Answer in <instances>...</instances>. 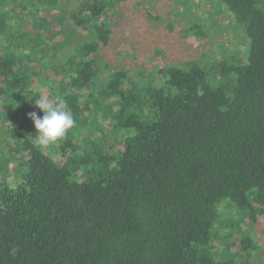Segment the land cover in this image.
Returning <instances> with one entry per match:
<instances>
[{
	"label": "trees",
	"instance_id": "trees-1",
	"mask_svg": "<svg viewBox=\"0 0 264 264\" xmlns=\"http://www.w3.org/2000/svg\"><path fill=\"white\" fill-rule=\"evenodd\" d=\"M26 1L0 0V264H258L264 0H219L244 57L103 83L107 18L128 0H83L70 17L64 0ZM68 18L89 37L54 63ZM57 95L75 125L40 151L29 113ZM106 131L124 136L107 147Z\"/></svg>",
	"mask_w": 264,
	"mask_h": 264
},
{
	"label": "rangeland",
	"instance_id": "rangeland-1",
	"mask_svg": "<svg viewBox=\"0 0 264 264\" xmlns=\"http://www.w3.org/2000/svg\"><path fill=\"white\" fill-rule=\"evenodd\" d=\"M82 1L64 0L62 8L70 17L74 7ZM25 3H29V0ZM33 7L34 4H30L27 8L31 10ZM28 16L33 17L35 14L30 13ZM107 19L111 39L97 54L101 70L97 78L99 83L105 82L115 70L127 71L130 76L137 78L138 73L147 75L159 68L181 66L187 61L212 62L232 55L242 58L246 53L245 36L219 0L120 1ZM65 22L64 31L58 25L52 27L54 32L61 31L59 37L50 39L52 43L64 42L61 50L50 54L54 63L63 61L80 41L89 37L87 32L74 27L69 18ZM31 28L30 25L29 31L35 33ZM118 136H124V133L106 131L104 142L107 147H111ZM220 209L224 213L231 211L224 203ZM253 232L258 245L254 260L262 264L264 215L258 219Z\"/></svg>",
	"mask_w": 264,
	"mask_h": 264
},
{
	"label": "clouds",
	"instance_id": "clouds-1",
	"mask_svg": "<svg viewBox=\"0 0 264 264\" xmlns=\"http://www.w3.org/2000/svg\"><path fill=\"white\" fill-rule=\"evenodd\" d=\"M34 104L43 115L38 117L35 112L29 113L35 129L32 142L38 150L45 151L62 140L74 127L75 121L67 110L66 100L59 95L52 98L40 96Z\"/></svg>",
	"mask_w": 264,
	"mask_h": 264
}]
</instances>
